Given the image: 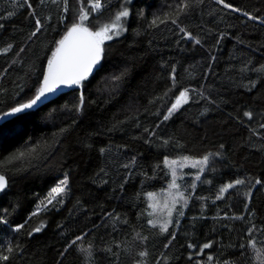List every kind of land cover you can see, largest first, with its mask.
<instances>
[{"label": "trees", "instance_id": "obj_1", "mask_svg": "<svg viewBox=\"0 0 264 264\" xmlns=\"http://www.w3.org/2000/svg\"><path fill=\"white\" fill-rule=\"evenodd\" d=\"M101 3L85 21L93 31L124 6ZM90 8L0 0V116L34 98L58 42ZM130 9L81 85L0 122V255L9 256L0 264H260L264 0H134ZM185 89L188 102L165 120ZM206 154L208 181L190 177L184 224L162 232L149 194L172 180L165 158Z\"/></svg>", "mask_w": 264, "mask_h": 264}, {"label": "snow or ice", "instance_id": "obj_2", "mask_svg": "<svg viewBox=\"0 0 264 264\" xmlns=\"http://www.w3.org/2000/svg\"><path fill=\"white\" fill-rule=\"evenodd\" d=\"M23 3L24 0H21ZM220 3H224V0H219ZM91 4V8L87 11L81 10L78 22H75L68 29L64 37L58 42V46L52 54V59L48 61V68L44 74L43 81L41 86L37 89L34 98L30 99L26 103H21L16 107H13L10 113H6L5 115H11L16 113H24L29 109H33L34 106H37L39 102L42 101V98H46V94L55 92L61 85L65 86H73V85H81L83 81H85L88 76L92 73L93 69L100 63L105 49L104 43L105 41H110L113 39V36H119L124 31L122 26V18H126L129 16V12L127 8L122 11H119L115 14L114 20L109 24H105L103 26H97V30L93 31L90 27L86 26L85 21L89 19V15L91 12H97L102 7L103 4L101 0H89ZM30 6V5H29ZM188 7L187 4L183 5L180 8V11H184V9ZM226 7L231 8V5H226ZM179 15V13L177 14ZM255 19V18H254ZM164 21H161L163 23ZM172 22L176 23V19L172 18ZM39 21L37 24L39 25ZM156 20H153V25H155ZM39 30V29H37ZM183 31V29H181ZM111 33V34H110ZM35 35V32L33 33ZM190 36V34H188ZM196 43H199L197 40ZM4 51H7L5 49ZM175 71V70H174ZM188 102V90L185 89L181 91L179 96L176 97V101L171 105L168 109V114L165 115L164 119L167 120L169 117L177 111L183 104ZM84 103L83 96L81 95L80 106ZM78 106V110L79 107ZM245 116L251 118V113H245ZM264 127V125H261ZM63 131V130H62ZM184 159H188L185 157ZM209 157L205 156L201 160L196 161L192 164V167H198L200 172L204 171L203 165H206ZM165 165L172 167L177 164V161H169L165 158ZM184 165L181 164L180 167ZM172 175L175 177L176 171L175 168L172 167ZM197 180L200 179L199 176L196 177ZM235 184H241L243 181L237 180L234 182ZM68 185V179L65 177L64 180L60 182L57 187H54L49 193V203L52 202V199L55 196L60 195L65 192ZM7 186V181L4 175H0V190H3ZM233 184H228L225 188L221 189V192H225L228 189L232 188ZM172 187H178L175 183V180L172 182ZM55 194V195H53ZM150 196L153 194H149ZM177 195L184 199L183 193H177ZM220 197H218L219 199ZM178 200H174L173 204L178 203ZM187 204V200L185 199V205ZM183 213H181L182 215ZM171 215V212H169ZM150 224L153 221H149ZM168 222L164 223L161 226V231L166 232L168 230ZM155 226V225H153ZM35 231H40L39 228L35 229ZM78 240L80 237L77 238ZM75 243V241H74ZM210 245L205 244L204 248H208ZM9 253L13 251L11 247L7 249ZM141 256L145 255V253H141ZM9 259L8 255H0V260L7 261ZM211 259V257H209ZM257 259L260 264H264V253L258 252Z\"/></svg>", "mask_w": 264, "mask_h": 264}, {"label": "rangeland", "instance_id": "obj_3", "mask_svg": "<svg viewBox=\"0 0 264 264\" xmlns=\"http://www.w3.org/2000/svg\"><path fill=\"white\" fill-rule=\"evenodd\" d=\"M133 1L134 0H124V6L122 7V10L127 8L128 12H129V16H130V12H131L130 5L132 4ZM128 17L122 18V21H121L122 26L124 28V31L126 29V25L124 23V20L127 19ZM115 37H118V36H113V38H115ZM205 156H208L209 159H208L207 164L203 165V167H204L203 172H200L199 166L195 167V168L192 167V164L194 162L201 160ZM185 157H187L188 159H184ZM211 158H212L211 154H206V155L200 156V157H195V156H190V155H180L178 157L168 158L169 161H173V160L177 161V164L172 166L175 168L176 175H175V177L172 175V180H171L170 184L163 191H161L159 193H151L153 195L150 196V198H152L150 205H151V209L153 212V219L156 222L163 225L164 223H166L170 220L171 223H169V224H172L175 219H179V221L184 224L185 216L181 215V213L185 212V209L189 207L188 201H187V204L185 205V199L186 200L188 199L185 189L187 188V186H188V184L192 178L194 179L195 184L208 181L206 176H205V172L209 168V163L211 161ZM181 164H183L184 166L180 167ZM172 167H169L171 174H172ZM197 176L200 177L199 180L196 179ZM190 177H192V178H190ZM173 180H175V183L178 187H172ZM228 184H233L234 185L233 187L236 186V184L234 182H226L222 186V188H225ZM232 188H230V189H232ZM230 189H228L227 191H229ZM227 191H225L223 193L221 192V195H223ZM177 193H183L184 199H181L177 195ZM174 200H178L179 202L173 204ZM169 212H171V215H169ZM169 224H168V226H169ZM205 244H208V243L204 242L203 247Z\"/></svg>", "mask_w": 264, "mask_h": 264}, {"label": "water", "instance_id": "obj_4", "mask_svg": "<svg viewBox=\"0 0 264 264\" xmlns=\"http://www.w3.org/2000/svg\"><path fill=\"white\" fill-rule=\"evenodd\" d=\"M96 67H97V66H96ZM96 67L93 69V71L96 69ZM93 71H92V72H93ZM73 86H74V85H73ZM71 87H72V86L61 85V86H60L55 92L46 94V98H42V101L39 102L37 106H39V105H41V104H45V103H47V102H49V101H51V100L57 98L59 95H61V94L65 93V92H67ZM34 107H36V106H34ZM10 111H11V110H9V111L6 112V113H10ZM6 113H4L3 115L0 116V122L3 121L4 119L10 118L11 116L18 114V113H16V114H11V115H5ZM0 175H4V174H1V173H0ZM4 177H5V179H6V181H7V185H8V178L6 177V175H4ZM6 187H7V186H6ZM6 187H5V188H6ZM5 188H4V189H5ZM4 189H3V190H4ZM0 191H2V190H0Z\"/></svg>", "mask_w": 264, "mask_h": 264}]
</instances>
